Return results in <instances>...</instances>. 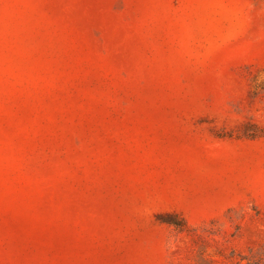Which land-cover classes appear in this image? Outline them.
<instances>
[{"label":"rangeland","instance_id":"374dc122","mask_svg":"<svg viewBox=\"0 0 264 264\" xmlns=\"http://www.w3.org/2000/svg\"><path fill=\"white\" fill-rule=\"evenodd\" d=\"M0 264H264V0H0Z\"/></svg>","mask_w":264,"mask_h":264}]
</instances>
